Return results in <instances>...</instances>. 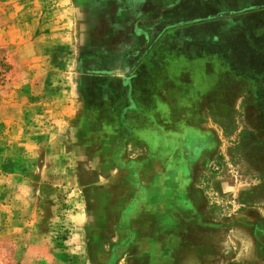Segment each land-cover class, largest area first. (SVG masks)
I'll return each instance as SVG.
<instances>
[{
	"label": "rangeland",
	"instance_id": "obj_1",
	"mask_svg": "<svg viewBox=\"0 0 264 264\" xmlns=\"http://www.w3.org/2000/svg\"><path fill=\"white\" fill-rule=\"evenodd\" d=\"M82 1L0 0V264H264V0H119L144 92H83Z\"/></svg>",
	"mask_w": 264,
	"mask_h": 264
},
{
	"label": "flooded vegetation",
	"instance_id": "obj_2",
	"mask_svg": "<svg viewBox=\"0 0 264 264\" xmlns=\"http://www.w3.org/2000/svg\"><path fill=\"white\" fill-rule=\"evenodd\" d=\"M146 7L149 3L141 6L142 10ZM81 9L83 33L79 63L83 69L79 79L83 92L148 91L153 81L151 64L155 61L150 60L149 29L136 18L135 8L119 0H83ZM183 68L186 70L181 76L171 71L169 88L175 92H192L190 71L195 72L197 67L186 65ZM220 72L223 92H231V87L235 92L246 88L244 76L233 78L224 68H220Z\"/></svg>",
	"mask_w": 264,
	"mask_h": 264
}]
</instances>
